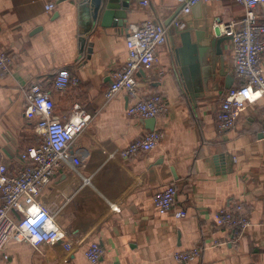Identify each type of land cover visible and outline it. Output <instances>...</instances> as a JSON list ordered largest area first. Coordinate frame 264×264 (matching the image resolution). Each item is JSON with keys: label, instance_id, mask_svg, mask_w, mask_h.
Masks as SVG:
<instances>
[{"label": "crops", "instance_id": "1", "mask_svg": "<svg viewBox=\"0 0 264 264\" xmlns=\"http://www.w3.org/2000/svg\"><path fill=\"white\" fill-rule=\"evenodd\" d=\"M143 1H131L120 27L117 20L103 25L102 13L93 18L96 0H0V52L12 57L11 71L0 74V165L9 171L23 167L22 153L40 141L35 122L25 116L23 88L38 83L52 92L54 115L61 120L75 112L74 106L91 117L70 149L82 166L66 164L38 197L67 231L66 240L38 248L12 240L8 259L0 254V264H91L83 249L93 242L103 249L98 264H184L174 253L193 248H200L201 257L189 264H264V99L249 105L233 129L220 132L219 99L241 84L232 43L223 45L230 83L220 76L204 82V66L197 65L191 48L197 31L206 38L215 34V17L230 21L244 10L231 2L200 3L166 25L185 0H149L150 7ZM51 2L56 9L48 12ZM152 15L162 19L169 34L154 67L136 75L140 94L161 95L168 107L153 130L148 119L128 115L125 92L105 98L115 72L126 63L132 27ZM62 70L77 82L56 92L55 76ZM154 130L164 134L156 149L121 156ZM170 184L178 189L177 206L186 218L154 209L156 193ZM237 205L244 207L248 228L216 225L218 212ZM73 241H81L83 249Z\"/></svg>", "mask_w": 264, "mask_h": 264}, {"label": "built area", "instance_id": "2", "mask_svg": "<svg viewBox=\"0 0 264 264\" xmlns=\"http://www.w3.org/2000/svg\"><path fill=\"white\" fill-rule=\"evenodd\" d=\"M231 2L241 6L244 14L241 18L225 21L221 16L213 20L214 33L229 37L234 53L235 76L241 82L239 87L224 92L219 101L220 112L217 115V127L220 132L233 129L243 111L249 105L264 99V0H185L181 13L189 15L200 3ZM150 7V1L142 2ZM46 11L52 12L56 4L46 5ZM169 40L168 29L162 19L152 15L140 25L133 26L127 37V60L122 69L115 72L113 81L105 92L107 101H111L120 92L130 99L127 113L146 119L157 118L168 107L163 96L140 94L136 75L141 70H150L157 62V53ZM12 57L0 52V74L11 71ZM76 79L67 71H59L54 80V91L64 92L76 84ZM25 116L35 122V131L40 141L22 153L23 167L9 171L0 165V191L3 204L0 207V254L8 259L7 247L12 240L28 242L32 247L53 245L66 240L67 231L57 225L50 213L38 204L40 193L51 182L55 174L66 164L82 166L80 157L71 153L75 140L84 132L91 117L78 111L69 118L61 120L54 115L53 94L38 83L23 88ZM264 139V112L263 130ZM164 138L161 131L154 130L130 144L121 152L125 159L149 153L156 149ZM178 189L170 184L156 193L153 206L159 215L171 214L176 219L187 217V212L177 206ZM215 223L230 229H246L250 222L244 213V207L220 211L215 215ZM71 242V241H70ZM76 247L83 249L81 241H73ZM91 264H98L103 256L102 247L91 243L83 249ZM200 248L174 253L178 262L189 264L200 259Z\"/></svg>", "mask_w": 264, "mask_h": 264}, {"label": "water", "instance_id": "3", "mask_svg": "<svg viewBox=\"0 0 264 264\" xmlns=\"http://www.w3.org/2000/svg\"><path fill=\"white\" fill-rule=\"evenodd\" d=\"M132 0H96L92 5V16L94 19L102 13L103 25L114 23L116 26L123 27L125 20L127 19V11L130 8V3ZM199 5V4H198ZM181 9H178L173 17L166 23L169 25L170 22L181 12ZM197 44L191 48H194L198 66L200 64L204 66L203 68V77L204 82H208V78L226 77L227 81L232 82L230 76H227L225 73V57L223 51V45L230 41L229 37H218L215 34H208L207 38L205 37V32H196ZM219 66V67H218ZM207 73H211L209 76ZM227 89H230V85L227 82ZM149 124V128L154 129L155 118L148 119L146 121Z\"/></svg>", "mask_w": 264, "mask_h": 264}]
</instances>
